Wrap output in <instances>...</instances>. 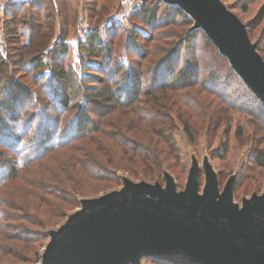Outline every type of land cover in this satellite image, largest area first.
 <instances>
[{"label": "trees", "instance_id": "trees-1", "mask_svg": "<svg viewBox=\"0 0 264 264\" xmlns=\"http://www.w3.org/2000/svg\"><path fill=\"white\" fill-rule=\"evenodd\" d=\"M64 1L12 2V10H7L3 19L2 27L6 28L10 35L4 38L5 54L0 52V239L2 240L15 239L31 244L35 238L41 236L40 242L45 243L50 237L47 230L49 227L67 218L69 209L81 204V198L97 194L83 191L84 183L86 185L88 183L91 187H95V183L100 186L99 182L115 183L114 180L106 177L107 174L112 173L115 176L118 170H128V167L120 166L122 162L118 165L115 160L120 152L124 154V150H128L131 157L135 155L141 162L142 169L139 170L145 173L148 180L157 179L165 169L174 173L178 163L172 152L173 145L168 138V128L175 127L176 119L171 113L173 105L182 107L184 98L193 95L184 91H193L196 87L197 91L204 93L207 98L213 97L216 117L212 113L216 121L221 124L223 120L228 121L231 109L240 110L256 116L262 124L260 129L264 130L263 100L235 70L228 56L212 41L205 29L195 26L194 17L179 4L166 0H143L142 7L133 15V22L136 25L140 24L142 28L144 26L150 28L153 36L151 37L150 34L145 36L144 30L133 31L131 52L136 54H140L139 46L142 41L154 40L158 36L156 30L160 29L164 16L171 21L168 26L177 29H180L177 26H192L190 32L179 39L170 55L154 65L155 71L152 72L151 80L154 92L151 94V91L144 93L139 86L136 87V78L140 75L134 74L131 68L127 69L130 60L126 65L115 57L112 41L105 40L101 34L100 21H95L94 28L80 42L79 50L80 55L87 53V56L101 58L103 67L101 63L91 65L89 70L95 73L85 75L87 77L85 78L83 74L85 72L78 70L71 63H68V66L63 63V59L68 57L70 47L64 39L53 41V22L56 16L65 15V8L67 10L65 16L68 19H73L75 15L68 5L64 7ZM262 19H264V5L252 25ZM177 22L181 25H177ZM161 35L158 38L164 43V36ZM66 36L68 34L63 31L62 37ZM256 47L264 58L260 45L257 44ZM200 51H205L208 55L203 57L199 54ZM172 55L177 56L172 57ZM132 64L140 67V63L135 61H132ZM108 66H113V73L110 75L109 70H106ZM117 72L127 74L129 81L135 78V83L128 94H123L122 89H116L119 84L115 80ZM36 88L38 91L35 90ZM162 92L170 96L169 105H165L166 107H162L155 97ZM143 96L151 97L145 106L139 104ZM181 107L178 108V117L189 140L193 142L195 130L191 122L184 118ZM145 110L148 111L147 122L152 128L148 136L150 138L157 136L158 140L163 141L165 145L161 146V149L151 148L146 144L131 147L127 144L128 141L123 140V143L114 135L109 136L106 129L113 122L108 123L109 113L123 111L121 113L131 114L132 119L128 118L126 121L132 123L133 129L139 130L141 126L138 123H143V117L146 116L142 113ZM52 113L55 115L50 116ZM151 113H154V117ZM95 114L107 116L106 127L100 119L95 118ZM138 114L140 115L137 116ZM130 130L128 128L127 132L129 133ZM99 142H102V145ZM114 145L116 149L109 150L114 151L111 159L110 152L105 151L107 147ZM153 149L159 153L156 154ZM228 149V144L222 143L219 150L213 151V158L222 159ZM58 154H61L63 159L55 160ZM60 160H67L69 164L61 166ZM253 161L264 168V149L258 148L254 152ZM44 166L48 167L43 172L41 169ZM149 168L153 170L147 174L146 170ZM139 170L130 171L136 175ZM28 171L31 174L38 171L41 175L44 174L46 179L42 181L33 179L28 190L20 191L19 185L22 182L27 183L25 179ZM203 171L200 169L198 173L200 185ZM175 174L178 176L177 173ZM238 185L236 178L233 182L234 194ZM9 186H14L18 191L8 189ZM96 188L97 186L92 190ZM20 193L23 196H20ZM80 196L83 197L79 198ZM7 208L13 209L7 214L5 211ZM11 211L19 214L13 215ZM16 222H23L36 229L29 227L26 235ZM10 229L13 232L12 237ZM32 252L34 253L32 260H35L37 254L35 251ZM42 253H38L35 262L40 261ZM16 256L14 255L15 258ZM145 257L159 264H181L166 258ZM29 263H31L30 259Z\"/></svg>", "mask_w": 264, "mask_h": 264}, {"label": "water", "instance_id": "water-1", "mask_svg": "<svg viewBox=\"0 0 264 264\" xmlns=\"http://www.w3.org/2000/svg\"><path fill=\"white\" fill-rule=\"evenodd\" d=\"M203 27L232 66L264 102V58L245 23L222 0H166ZM194 162L185 187L125 177L119 189L81 199L57 228L38 264H140L144 256L181 264H264V190L234 203L233 181L222 191L205 164L199 193Z\"/></svg>", "mask_w": 264, "mask_h": 264}, {"label": "rangeland", "instance_id": "rangeland-1", "mask_svg": "<svg viewBox=\"0 0 264 264\" xmlns=\"http://www.w3.org/2000/svg\"><path fill=\"white\" fill-rule=\"evenodd\" d=\"M20 1L22 0H0V52L2 54H5L6 52L4 38L10 35L9 31H7L6 28L4 29L2 27V25L4 24L3 19L6 16L5 13L7 12V10H12V2L19 3ZM142 1L143 0H130L128 1V3H125V0H65L64 7L65 5H68V7L72 9V13L74 11V18L68 19L67 16H65L67 13V10L65 8V15H63L62 17L56 16L53 22V41L56 42L58 40L61 41L64 39V41L69 43L70 47L68 57L66 59H63V63L66 66H68V63H71V65L76 67L78 70L85 72L83 73L84 76L95 73L92 70H89L91 65L95 66L94 64L101 63L103 67L104 64H102L101 58L96 59L94 56H87V53H84V55H80L79 50L80 42L82 41V39H85L86 34L90 33V30L94 28L93 24H95V21H100V31H102L101 34L104 36L105 40L112 41L114 45L113 50L115 53V57L121 59L126 65L127 61L130 60V64L126 66L127 69L129 70V68H131L133 69L134 74L140 75L139 78H136V87L139 86L140 90L144 93H148L149 91H151V94H153L154 90L152 88L153 86L151 80L153 74L152 72L155 71L156 64L170 55V52L174 49L176 43L180 41L179 39L187 32H190L192 26H177L180 27V29L168 26L171 21H168V18L164 16L162 18L163 22L159 26L160 29L156 30L158 36L163 34L161 36H164V43L163 41L159 40L158 36H156L154 40L141 42V45L139 46L140 54L132 53L131 44L133 39V31L144 30V32L146 33L145 36L151 35V37H153L150 28H147L145 26L144 28H142V26H139L140 24L136 25L135 22H133V15L142 7ZM222 1L245 23V25L247 24V31L251 40L255 42L256 45H260L264 53V19L252 25L253 20H255L256 16L258 15L262 5H264V0ZM177 25H181V23L177 22ZM63 31H66L68 36L62 37ZM132 51L135 50L132 49ZM142 53H144L145 55L142 56ZM199 54L203 57H206L208 55V53L205 51H200ZM174 56L177 55H172V57ZM132 61L140 63V67H136L134 64H132ZM112 69L113 66H108L106 68V70H109L110 72L109 75L113 73ZM86 76L85 78H87ZM115 77V80L119 82V84L116 86V89H122L123 94H128V91L132 89V86L135 83V78L129 81L128 75L122 74L121 72H117ZM21 81L24 80L21 79ZM35 90L38 91L37 88ZM184 92L193 95L184 98V105L182 107L176 105H173L172 108L170 107L171 113L176 119V122H174L175 127L171 129L169 126L168 128V138H170L169 141L173 145L172 152L175 156L176 162L178 163L176 169L174 170V173L171 170L165 169L163 170V174L157 179L148 180L145 173L140 171L142 169L140 168L141 162H139L135 155L134 157H131L128 150H124V154L120 152L115 160L118 165L122 162L120 166L128 167V170H118L115 176L112 173H108L106 177H109V180H114L115 183L112 181L101 183L99 182L100 186L97 185L98 183H95V187H99L98 191L97 188L96 190H92L95 187H91L88 183L87 185L86 183H84L82 188L83 191L97 194L84 197L80 196L79 198L96 197L108 191L119 189L123 185L125 177H128L133 181H159L164 185L166 183V173H170L174 177L175 182L177 183V191H181L185 187L189 171L194 162H197L199 165V169L203 170L205 164L211 165L212 169L217 174L219 189L221 191L228 180L232 179V181L234 182L236 178L238 179L239 185L233 198L234 203L238 207H241L243 205L244 198L250 197L253 193H261L264 190V168L256 165V163L253 161L254 152L258 148L264 149V130L262 131V129H260L262 125L261 122L257 120L256 116H254L252 113L246 114L243 111L231 109L229 111L228 121L223 120L221 124V122H217L215 119L217 112L214 111L216 110V108H214L216 107V105L213 97L207 98L204 93L198 92L196 87L193 91ZM77 95L80 96L79 94ZM155 97L158 98V102H160L162 107H166L165 105H169L170 96L165 95L164 92L155 95ZM150 100V96H143L140 99L139 104L145 106L149 103ZM179 107H181L184 118L191 122V125L195 130V140L193 142L189 140L187 134L183 129V123L180 117H178ZM117 112L114 111L112 113H109L107 115L108 117L106 116L109 119L108 123L113 121L111 125L106 129L108 130L109 136L114 135L117 140L119 139V141L123 143L124 141H128L127 144L131 147H140L139 144L141 146L143 144H146L150 145L151 148L159 147L161 149V146L165 145L163 141L158 140L157 136L151 138L148 136L150 133V129L152 128L147 122V110L142 113L143 116L146 117H143V123H138V125L141 126L139 130L133 129L131 127L132 123L126 121V119L128 118L132 119L131 114L121 113L123 111ZM212 112L214 113L215 117L213 116ZM54 115L55 113H52L50 116ZM139 115L140 114H138L137 116ZM151 115L154 117V113H151ZM103 117H105V115L100 116L95 114V118L100 119L101 123H103V125L105 126L107 118L105 117L103 119ZM119 124L120 129H118ZM128 128L131 129L129 133L127 132ZM99 143L102 145V142ZM222 143L228 144V152L222 159L213 158V151L217 149L219 150ZM111 148L112 150L114 148L116 149V146L114 145L113 147H107L105 152H110L109 150H111ZM153 151L156 152V154L159 153V151L155 149H153ZM153 151L151 152L153 153ZM113 153L114 151L109 153L111 154V159ZM60 155L61 154H58L55 157V160H57L58 158L63 159V156ZM69 159L71 160V157H69ZM68 161L60 160V165H67L69 164ZM56 163L57 162H54V164ZM47 167L48 166H44L41 171L44 172ZM152 168L147 169L146 173L152 172ZM131 169L140 170L138 171V174L134 175L132 171H130ZM175 173H177L178 176H175ZM27 175L28 176L25 179L27 180V183L24 184V182H22L19 185L20 191L26 189L28 190L31 186V182H33V179H36L38 181L46 179V176H43L44 174L41 175L38 171H34L32 172V174L28 171ZM201 176L202 183L200 185L199 193L203 192V188L205 185V170L203 171V174ZM68 178H72V176H68ZM8 189L15 190L16 188L14 186H9ZM4 191L7 192V190ZM16 191L18 190L16 189ZM20 196H23V194L20 193ZM80 206L81 204H78L77 206L70 208L68 214L72 213ZM11 209L13 208H7L5 210L7 214ZM11 212H13V215L19 214V212L16 211ZM65 219L57 223L55 226L49 227L47 230L50 231L51 229L57 228L65 221ZM16 223H18L16 224L17 226H20V230L26 232V235H28L27 230L29 227L36 229L33 226L24 224L23 222ZM26 225L28 227H26ZM5 230H9V228H5ZM10 231L12 237L13 232L11 229ZM40 237L41 236L35 238V241L31 244H26L22 241L19 242L15 239H0V264H38L39 262H35V260L38 258V253H42L43 248L49 241V239H47L45 243L40 242ZM32 251H35L37 254L35 260H32L34 258V253ZM14 255H17V258H15ZM29 259L31 263H29ZM140 264L159 263L147 260L144 256L140 259Z\"/></svg>", "mask_w": 264, "mask_h": 264}, {"label": "built area", "instance_id": "built-area-1", "mask_svg": "<svg viewBox=\"0 0 264 264\" xmlns=\"http://www.w3.org/2000/svg\"><path fill=\"white\" fill-rule=\"evenodd\" d=\"M128 1H130V0H125V3H128Z\"/></svg>", "mask_w": 264, "mask_h": 264}]
</instances>
